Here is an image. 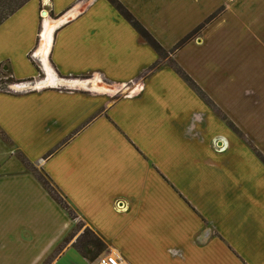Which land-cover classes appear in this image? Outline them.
I'll list each match as a JSON object with an SVG mask.
<instances>
[{"label":"crops","instance_id":"obj_1","mask_svg":"<svg viewBox=\"0 0 264 264\" xmlns=\"http://www.w3.org/2000/svg\"><path fill=\"white\" fill-rule=\"evenodd\" d=\"M119 1L167 52L223 9L171 56L218 112L108 0L29 1L0 26V75L15 82L0 90V264H264V0ZM46 13L60 23L43 57ZM45 61L59 81L40 86ZM19 153L102 255L84 256L81 234L60 251L77 222Z\"/></svg>","mask_w":264,"mask_h":264},{"label":"trees","instance_id":"obj_2","mask_svg":"<svg viewBox=\"0 0 264 264\" xmlns=\"http://www.w3.org/2000/svg\"><path fill=\"white\" fill-rule=\"evenodd\" d=\"M31 0H0V26L6 22L12 15H14L18 10H20L24 5H26ZM118 12L133 26V28L141 35V37L159 54L161 60H170L174 71L198 94V96L206 102L208 106L218 112L217 107L209 99V97L204 93V91L194 82V80L176 63L171 59V56L182 49L186 44L191 42L194 38L202 33V31L213 21H215L221 14L219 12L214 13L210 16L204 23L199 25L194 31L182 39L170 52L165 51V49L158 43V41L140 24V22L122 5L119 0H108ZM160 63L155 64L152 69L158 68ZM219 114V113H218ZM223 119H226L223 117ZM230 128L238 132V129L230 122H228ZM7 140L6 137H4ZM260 159L264 162V157L259 154ZM18 158L24 165V167L31 172L41 185L47 190L50 196L62 207L72 219L77 218V213L71 207L66 197L61 193L59 188L53 183L51 178L41 169L37 168L26 156L22 153L18 154ZM86 233L82 234L74 246L86 257L94 260L98 256L102 255L106 250V244L89 228H86ZM73 231L62 244L60 251L63 250L70 240L76 236ZM91 248L92 253L88 255V250Z\"/></svg>","mask_w":264,"mask_h":264},{"label":"bare ground","instance_id":"obj_3","mask_svg":"<svg viewBox=\"0 0 264 264\" xmlns=\"http://www.w3.org/2000/svg\"><path fill=\"white\" fill-rule=\"evenodd\" d=\"M59 23L60 22H55L54 23V22L51 21V19L46 17V20H45V23H44V29H43V42H42V46H41V48L39 50V53L40 54L42 53L43 57L47 56V54L49 53V48H50L49 46H50V44L52 42V36H53V33L55 32V30L57 29V25ZM46 69H47L48 77L43 82H39L38 83V85H40V86L41 85H46L47 83L48 84H50V83L54 84L53 82H57V80H58L56 75L52 73V70H51L48 62H46ZM66 83H70L71 85H77L80 88L89 87L90 89L97 90V91H108L109 90V87L107 85H105V84L100 85V84H98L97 81H93V82L89 83L91 85H88L87 82L80 81V80L79 81H76V80L69 81V82H66Z\"/></svg>","mask_w":264,"mask_h":264},{"label":"rangeland","instance_id":"obj_4","mask_svg":"<svg viewBox=\"0 0 264 264\" xmlns=\"http://www.w3.org/2000/svg\"><path fill=\"white\" fill-rule=\"evenodd\" d=\"M45 10H42L41 12H43ZM220 14H222L223 12V9L219 10L218 11ZM45 17H48L47 16V13L46 15H44ZM41 18H42V15H41ZM46 20V19H44ZM44 20H42V23L44 24ZM214 22V21H213ZM42 24V26H43ZM263 23H256V24H251V28H250V31H254L255 33H258V34H262L263 33V27H262ZM253 39L255 40H259V38L256 36V35H252ZM262 37V36H260ZM42 43V40L40 39V42H39V45ZM87 80V79H86ZM15 82H13L11 76H10V73L9 72H5V71H2V74L0 75V89H5V90H10V86L12 84H14ZM36 87V85H34ZM109 87V86H108ZM127 92V90L123 89L122 92H119L117 93L116 97L115 98H118L122 95H124L125 93ZM77 216V215H76ZM77 224H76V229L74 230L75 234L78 235V234H84L86 233V227H85V224L84 222H82L80 220V218L77 216V218L75 219ZM74 234V235H75Z\"/></svg>","mask_w":264,"mask_h":264},{"label":"built area","instance_id":"obj_5","mask_svg":"<svg viewBox=\"0 0 264 264\" xmlns=\"http://www.w3.org/2000/svg\"><path fill=\"white\" fill-rule=\"evenodd\" d=\"M42 19L43 20L45 19V16L43 14H42ZM36 83L37 82L28 81V82H25V83H20L17 87L20 86L19 87L20 89H23L26 92H31V91L35 90V88H37V87L34 86ZM15 85H17V84H15ZM11 86H10V91H13L12 90L13 88ZM125 88L129 89V87H125ZM0 90H5V89H0ZM99 264H119V260L117 259V257H115V256H113L111 254H108V255H105V256L100 258Z\"/></svg>","mask_w":264,"mask_h":264}]
</instances>
